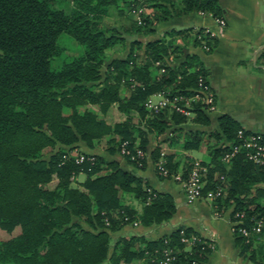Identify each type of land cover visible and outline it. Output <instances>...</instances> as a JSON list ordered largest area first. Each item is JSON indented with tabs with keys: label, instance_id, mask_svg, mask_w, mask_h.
I'll return each mask as SVG.
<instances>
[{
	"label": "trees",
	"instance_id": "trees-1",
	"mask_svg": "<svg viewBox=\"0 0 264 264\" xmlns=\"http://www.w3.org/2000/svg\"><path fill=\"white\" fill-rule=\"evenodd\" d=\"M144 1L152 8L150 15L140 10L137 19L127 17L126 23L106 20L109 9L119 2L131 11ZM176 4L172 0H0V229L7 233L19 229L0 240V264H118L134 259L140 264H207L212 241L186 226L177 225L156 239L110 235L129 222L165 223L175 211L169 193L151 189L135 174L144 169L145 156L130 158L119 152L125 141L130 154L136 148L146 153L147 134L157 142L149 153L153 162L162 143L196 149L203 136L213 139L207 147L209 160L198 162L204 169L201 193L219 186L220 194L212 203L216 210L231 207V220L242 213L239 226L247 227L264 216V165L247 160L242 152L227 163L221 160L237 143L235 132L242 128L231 115H217L211 126L198 101L186 107L190 117L169 105L154 112L143 104L153 93L169 99L189 96L198 79L208 82L200 57L184 47L190 37L198 45L195 36L202 28L191 36L192 27H170L159 37L143 38L154 35V23L172 15L198 10L213 18L222 15L216 0ZM62 34L73 40L75 53L54 64L61 54L57 39ZM125 41V55L106 62L105 51ZM214 41L207 42L209 49ZM169 56L176 62L167 61ZM112 104L123 114L112 123L86 106L105 112ZM78 140L88 148L103 140L104 151L119 154L131 169L98 154L88 160L83 153L82 161L76 162L65 146L71 149ZM56 144L43 158L41 150ZM174 156L175 152L164 154L170 173L178 166ZM187 161L182 177L191 167V160ZM78 173L84 178L72 182L70 177ZM53 179L55 186L45 187ZM123 194L141 203L140 209L124 202ZM236 227L231 232L239 252L246 253L252 264H264L261 241L255 235L246 240ZM193 235L185 249L182 239ZM164 248L169 251L165 263Z\"/></svg>",
	"mask_w": 264,
	"mask_h": 264
},
{
	"label": "crops",
	"instance_id": "crops-1",
	"mask_svg": "<svg viewBox=\"0 0 264 264\" xmlns=\"http://www.w3.org/2000/svg\"><path fill=\"white\" fill-rule=\"evenodd\" d=\"M216 2L221 8L224 26L219 27L208 15L201 16L197 12H190L168 19L179 24H167L168 28L207 27L214 32L215 41L211 49L190 43L184 46L200 57L207 71V79L215 94L214 118L227 113L242 128L264 134V0ZM168 20L159 22L158 25L162 23L166 27L164 24ZM214 122L210 121V125L214 126ZM184 126L188 127L189 124ZM147 138L148 144L157 143L154 135L147 134ZM198 149H182L179 146L172 151L192 160L195 158L193 151ZM207 155L208 153L199 159L207 160ZM174 158L177 159L176 156ZM117 162L122 169H131L123 158H118ZM138 173L154 188L166 189L174 200L175 211L164 223L167 232L177 225H184L212 241L213 249L207 264H252L248 255L240 253L234 244L228 223L230 209L226 208L215 214L206 200L186 203L179 186L174 182L171 186L168 181L162 182L159 178L150 176L147 166ZM139 228L146 230L148 227Z\"/></svg>",
	"mask_w": 264,
	"mask_h": 264
},
{
	"label": "rangeland",
	"instance_id": "rangeland-1",
	"mask_svg": "<svg viewBox=\"0 0 264 264\" xmlns=\"http://www.w3.org/2000/svg\"><path fill=\"white\" fill-rule=\"evenodd\" d=\"M177 1L178 0H172V3L174 4V7L177 6V4H176ZM64 8L65 9H68L67 3L64 4ZM140 10H141L142 13H144L146 15H150L152 13V8L149 7L147 5V2H145V1L140 3L139 8H136L135 10H131V11H128V7L125 6L122 2H119L117 4V7H115V8L111 7L109 9L110 17L107 18L106 20L108 22H111L113 20H117L120 23H126V22H128L127 17L132 18V19L133 18H136L137 19L138 18V12ZM191 12H197L201 16L202 15L203 16L204 15L210 16L209 13H207L205 11H201V10L191 11ZM182 15H185V14H182ZM172 17L174 18V17H177V16L176 15H172L169 18H167L166 20L172 19ZM210 17H212V16H210ZM166 20H164V21H166ZM212 20L214 21V18L213 17H212ZM161 22H163V21H161ZM158 24H159V22L158 23H154V26H155L154 35L146 36V37H143V38L144 39H151V38H154V37H159L162 34L161 31L168 28V25L167 24H172L173 26L174 25H179L177 23H172L170 20H168L164 24V25H167L166 27L163 26L162 23H161V25H158ZM195 29L193 28L192 31L189 33V34H191V36L195 32ZM205 35L210 38V39L207 40V42H211L212 41V36H213V38H215L214 32L211 29L207 28V27L203 28L202 31H201V33L198 34V36H201V37H203ZM198 36L197 37L195 36V38L198 39L197 40L198 41V46L204 45L203 47L204 48H207L208 47L207 42L203 38H201V39H200V37L198 38ZM177 39L179 40V38H177ZM72 41L73 40L71 38H69L67 35H64V34H62V35H60L58 37L57 43H60V45L62 46V50H61L60 56H58L57 58H54V64H59L62 60L67 59V57H69L70 55H73L75 53V51L73 50L74 43ZM177 43H178V41H177ZM185 43L192 44L191 37L188 38V39H186L185 40ZM127 48H128L127 47V41H125L124 43L116 44L113 47L107 49L105 51V53H106V62L110 58H113V57H122L123 55H125V53L127 51ZM185 51L191 52L190 50H187L186 48H185ZM167 61H170V62H173V63L176 62V60L173 59V57H171V56H169L167 58ZM159 62H161V61H156L155 64H158ZM54 64L51 63V66L52 67H55ZM207 84H208L209 90L211 89V92H212V97H213L212 98V106H213V109L212 110H207L205 108V111L208 112L207 114H208V116L210 118V121L211 122H214L215 121L214 114L216 113L215 94H214V91L212 89V85H211L210 81H208ZM191 89H192V92H195V90H196L195 88H191ZM120 94L121 95L124 94V88L123 87L120 88ZM154 100H155V98H154ZM86 106H89L90 108L94 109L97 112V116L98 117L106 120L109 123H112L114 121L121 120L123 118V114L121 113V111L118 110V108L114 104L110 105L105 110V112H100L95 105H86ZM82 107L81 106L78 107V110H80ZM65 112H67V110H65ZM191 115H192V112H190L189 115H187V116L190 117ZM132 119H133V122L136 121L135 118H132ZM213 142H214L213 139H208L207 140V138H205L203 136L202 137V140L199 143V148L200 149H198V147H197L196 149H198V150L195 151V152L193 151V154H194L195 158L192 159L190 163L192 164L194 161H196V162L208 161L209 160V156L208 155H207V157H208L207 160H200L199 158L200 157H203V156H206V154H207V149L206 148L208 147V145L213 144ZM73 145H74V147L71 148V149H69V147L66 148V146H65V149L68 150V155H71L73 157H75L77 155H82L83 153H86L88 156L89 155L92 156V155L98 154V155H101L102 157H104L105 159H112V160H116V161H118V158L121 157L119 154H116V153L111 154V155L108 154V153H106V151H104L105 144H104V141L103 140L100 141V143H99L98 146H94L92 148H88L85 145V143L83 141H80V140L74 142ZM153 145H155V143L154 144H148V143L146 144V150L147 151H146V157H145L146 158V160H145V167L146 166L148 167V172L150 173V176H155V177L159 178L162 182L163 181H168L170 183V185L172 184V182H174L175 184H177L179 186V188H180L183 196H184V199H185L186 203H193L194 201L199 200V199H195V200H192L191 202L190 201H187L186 191L183 189V187H181V184L177 180H175L174 177H173L176 174H181V172L185 169V166H186V164L188 162L186 157H184L183 155L178 154V152L172 151V149L179 148V144L178 143H175V144H169L168 145V144L165 143V144L159 145L160 146V149H159L160 154L157 157L156 161H154V162L151 160L150 154H149L150 153V150L152 149V146ZM56 147H57V144L53 148L44 147L41 150L42 157L46 159L49 156V153L51 151H54ZM173 152H175V156L177 157V159L176 158H174V159H176L178 161V166L176 167V171L175 172H171L170 173L167 170V167H165L164 154L165 153H173ZM160 165L161 166L163 165V167L168 171L167 174L164 175V176H162V175L161 176H158L157 175V173H158L157 172V169H158V167ZM145 167H144V169H145ZM134 172H135V174L137 176H141L138 173L139 170H135ZM146 173L147 172H145V174ZM83 178H84V174L83 173H78V174L72 175L70 177V179H71L72 182L81 181ZM142 178L144 179V181L147 182V184L149 185V187L151 189H154V190H157V191H161V192L169 193L166 189H157V188H154V186H152L151 184H149V182L144 177H142ZM56 182H57L56 179H53V180L49 181L48 183H46L45 184V187L52 188V187L55 186ZM121 199L124 202H127V203L131 204L132 207L135 210H139L140 207H141V203H139L137 200L133 199L129 194H123ZM202 200H206V199H202ZM263 200H264V196H263ZM206 201L209 202V204H210V206L212 208V211L215 214L219 213L220 210H224V208H221L220 210H216L215 209V205L212 203V201H209V200H206ZM227 208L228 209H231V207H227ZM228 223H229V226H231L232 223H233V220H231V219L228 218ZM139 226H141V225H138L135 222H129V223L125 224L124 226H122L121 228H119L117 231H115L113 233H110V235L112 237L115 236V235H117V234H122L124 236L139 235V236H143L144 238H147V239H156V238H158L161 235H164V234L169 233V232H167L164 229L165 228L164 227L165 226L164 223L159 224V225H149V226H147L148 228L146 230H143V229L139 228ZM182 226H184V225H182ZM142 227H145V226H142ZM18 231H19V229L17 227L14 228L10 233H7L6 231L0 229V240H3V239H6V238H8V237H10L12 235H15ZM193 232H195V231H193ZM255 236H257V239H259V241H261V243L264 245V236H262V235L261 236L260 235H255ZM194 238H195V235L190 236L188 238H183L182 239L183 240V243H185V245H186L185 246V249H187V247L191 244V241ZM141 246H143V245H141ZM165 251H166V253H165ZM168 252L169 251L164 248L163 249V256H165V254H167ZM152 258H154V256ZM140 262H141L140 260L134 259L130 263H124L122 261H119L118 264H140Z\"/></svg>",
	"mask_w": 264,
	"mask_h": 264
},
{
	"label": "built area",
	"instance_id": "built-area-1",
	"mask_svg": "<svg viewBox=\"0 0 264 264\" xmlns=\"http://www.w3.org/2000/svg\"><path fill=\"white\" fill-rule=\"evenodd\" d=\"M214 22L222 27L224 25V20L222 17L214 18ZM200 36H198L199 38ZM195 92H193L189 96H173L171 99L167 98L161 92H156L148 96L144 101V106L146 109L151 111H158L161 107L169 105L174 108L179 113L184 115H189V111L186 107L190 105L191 101H198L203 104L207 110H212V92L209 90L207 83H202L201 79H198L197 86L195 88ZM155 98V100H154ZM181 100L183 101L182 105H176L175 101ZM235 136L237 138V143L232 145L228 152L224 153L221 157L222 162L227 163L229 159L238 152H242L245 158L255 164L264 165V137L262 134L258 132L248 131L244 128H238L235 132ZM126 142L123 141L120 143L119 152L121 154H127L130 158L136 157H146V153L139 148L134 149V153L130 154L129 150L125 147ZM76 162L82 161L83 154L77 155L74 157ZM86 159L91 160L90 156H87ZM203 168L200 164L194 161L191 164L190 169L187 171L185 177H182L181 174L174 175V179L177 180L181 187L186 191L187 201H192L195 199H206L212 201L217 195L220 194L221 188L219 186H215L213 190L207 191L204 194L201 193V177L203 173ZM158 174L164 176L167 174V170L163 167V165L158 167ZM219 178H223L219 176ZM242 213L238 212L233 215L234 219L230 229H233V225H236V231L243 236L246 240L251 235H262L264 236V216L256 219L251 225L244 227L239 226L241 223L240 217ZM166 253V251H165ZM165 263L169 257L168 253L164 256Z\"/></svg>",
	"mask_w": 264,
	"mask_h": 264
}]
</instances>
